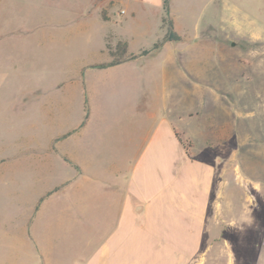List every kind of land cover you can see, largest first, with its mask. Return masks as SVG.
<instances>
[{"label":"crops","instance_id":"0c3cea01","mask_svg":"<svg viewBox=\"0 0 264 264\" xmlns=\"http://www.w3.org/2000/svg\"><path fill=\"white\" fill-rule=\"evenodd\" d=\"M116 1L162 9L161 0ZM7 8V0H0V15ZM94 13L104 23H119L112 7L103 11L89 2L76 20L49 19L44 28L50 36L79 31ZM129 16L136 19V11ZM161 17L159 12L160 26ZM117 41L126 42V54L134 57L95 66L111 59L106 44ZM130 41L107 32L97 49L101 58L53 87L32 90V102L41 98L33 110L42 112L44 127L57 130L44 143L27 138L24 157L13 162L26 158L25 186L32 193L23 205L29 214L12 237L14 252L34 255L36 249L42 264L54 263L55 249L60 255L72 251L73 264H185L202 248L211 208L213 216L216 208L224 215L221 201L230 198L224 193L225 167L216 171L196 156L215 146L210 127L202 136L206 147L197 148L199 140L180 122L193 112L179 113L171 103L170 83L185 58L172 40L146 54ZM85 100L88 117L82 123ZM248 199L253 206L255 194ZM50 218L58 236L47 234ZM51 240L57 243L51 246Z\"/></svg>","mask_w":264,"mask_h":264},{"label":"rangeland","instance_id":"374dc122","mask_svg":"<svg viewBox=\"0 0 264 264\" xmlns=\"http://www.w3.org/2000/svg\"><path fill=\"white\" fill-rule=\"evenodd\" d=\"M161 1L162 9L145 1L7 0L0 15V157L5 158L0 161V264L43 261L36 249L34 255L12 249L32 194L25 186L26 158L13 162L24 157L27 138L44 143L57 130L44 127L42 112L33 110L41 98L32 102V90L53 87L85 62L101 58L97 49L107 32L129 38L134 49L155 51L170 22L180 35L173 47L185 58L170 83L172 107L193 112L180 122L199 140L197 148L206 147L202 136L210 127L215 146L196 156L216 171L225 167L224 193L230 197L221 201L224 215L216 208L213 216L211 208L202 248L185 264H264V0ZM89 2L103 11L112 7L121 25L104 23L94 13L85 29L48 35L47 20L68 24ZM53 115L57 120L58 112ZM47 221L48 236H58L56 219ZM54 253L53 264L74 263L72 251Z\"/></svg>","mask_w":264,"mask_h":264},{"label":"trees","instance_id":"16d2710c","mask_svg":"<svg viewBox=\"0 0 264 264\" xmlns=\"http://www.w3.org/2000/svg\"><path fill=\"white\" fill-rule=\"evenodd\" d=\"M163 7H166V1H164ZM162 21H164V18H162ZM164 40H172V41L180 40V35H178L174 31L173 24L171 22L169 23V28H168L167 32L165 33ZM154 45H155V47H158L159 43H155ZM106 49H107L108 54L110 55L111 59L109 61H106V62L96 63L95 66L106 67V66L117 64L126 58H133L134 57L131 54H128V55L126 54L127 44L124 41H117L114 44V46H110L109 44H106ZM145 53H147V50H143L141 52V54H145ZM87 117H88V106H87V103L85 100V115H84L82 123L86 120ZM178 137H179V140L181 141V143L183 144V146L186 147L187 144L180 138V135H178Z\"/></svg>","mask_w":264,"mask_h":264}]
</instances>
